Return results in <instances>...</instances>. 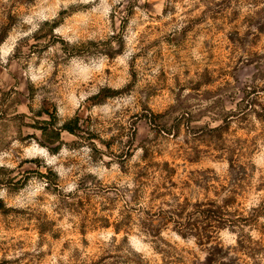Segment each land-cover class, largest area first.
Returning <instances> with one entry per match:
<instances>
[{"label": "rangeland", "instance_id": "rangeland-1", "mask_svg": "<svg viewBox=\"0 0 264 264\" xmlns=\"http://www.w3.org/2000/svg\"><path fill=\"white\" fill-rule=\"evenodd\" d=\"M211 204L264 239V0H0V264H203Z\"/></svg>", "mask_w": 264, "mask_h": 264}, {"label": "trees", "instance_id": "trees-1", "mask_svg": "<svg viewBox=\"0 0 264 264\" xmlns=\"http://www.w3.org/2000/svg\"><path fill=\"white\" fill-rule=\"evenodd\" d=\"M77 122L78 118L68 124L65 130L76 133ZM196 213L204 220L202 224L180 228L182 232L194 235L199 245L209 246L208 256L203 264H261L264 258V239L254 241L245 233L248 226H257V211H254L251 218H243L238 212L230 213L224 207L211 204L208 209H199ZM222 228H228L237 235L235 246L224 249L218 243L213 244V234Z\"/></svg>", "mask_w": 264, "mask_h": 264}]
</instances>
